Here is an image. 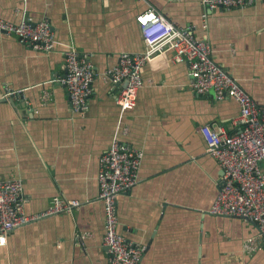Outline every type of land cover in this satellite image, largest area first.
<instances>
[{"label":"crops","instance_id":"crops-1","mask_svg":"<svg viewBox=\"0 0 264 264\" xmlns=\"http://www.w3.org/2000/svg\"><path fill=\"white\" fill-rule=\"evenodd\" d=\"M178 26L208 36L215 61L264 106V0L244 9H206L202 0H151ZM138 0H0V17L48 19L57 39L50 53L0 31V178L21 179L27 214L48 210L55 197L76 199L73 213L47 216L17 228L0 245V264H109L103 245L106 211L99 199L100 158L113 142L123 85L108 75L124 52L145 50ZM205 15V16H204ZM75 46L94 65L90 109L74 111L63 82L64 49ZM144 87L126 115V144L145 152L140 181L118 199L120 232L146 246L140 264H264V248L247 254L255 224L215 215L224 170L207 153L202 127L238 131L237 101L217 102L190 88L189 64L168 52L143 70ZM264 170V161L261 162ZM77 235H86L79 242ZM264 244V243H263Z\"/></svg>","mask_w":264,"mask_h":264},{"label":"built area","instance_id":"built-area-1","mask_svg":"<svg viewBox=\"0 0 264 264\" xmlns=\"http://www.w3.org/2000/svg\"><path fill=\"white\" fill-rule=\"evenodd\" d=\"M138 1L149 4L139 17L146 48L139 53L124 52L118 64L108 70L115 84L121 85L128 80L117 98L120 108L118 130L110 147L100 158L98 174L99 199L106 211L103 245L108 250L109 264H140L147 250L146 246L127 240L119 229L118 199L139 183L145 158L142 149L120 139V132H130L125 118L137 107L139 93L145 84L144 67L168 52L173 53L175 62L189 64L190 88L195 94L204 96L213 92L217 102L233 99L240 106L239 115L234 119L238 127L235 133H228L225 127L218 124L202 127L207 153L224 170V184L211 212L255 224L258 235L247 238L243 249L247 254L259 251L264 248V170L261 166L264 161V106H260L239 81L215 61L208 36L199 37L192 26L176 25L159 12L151 0ZM256 1L202 0V4L213 11L219 7L244 9ZM0 31L14 34L29 48L45 53L53 52L60 44L48 19L38 21L26 16L15 23L0 17ZM63 53L66 69L63 82L69 90L71 107L74 111L87 112L97 78L94 65L88 58L81 57L73 45L66 47ZM15 93L7 88L6 92L0 93V100ZM26 203L21 179L0 178V245H6L10 234L17 228L47 216L73 213L82 206L80 200L55 197L48 210L29 215L25 211ZM86 238V235H77L79 242H85Z\"/></svg>","mask_w":264,"mask_h":264},{"label":"water","instance_id":"water-1","mask_svg":"<svg viewBox=\"0 0 264 264\" xmlns=\"http://www.w3.org/2000/svg\"><path fill=\"white\" fill-rule=\"evenodd\" d=\"M14 35V34H13ZM128 84V80L126 79L121 85H123V87L127 86ZM223 182L221 183V187L223 186Z\"/></svg>","mask_w":264,"mask_h":264}]
</instances>
